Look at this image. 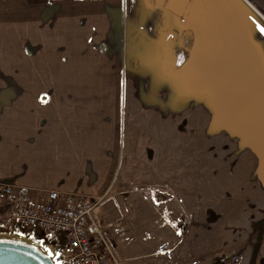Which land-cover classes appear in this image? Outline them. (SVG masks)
Returning <instances> with one entry per match:
<instances>
[{
  "label": "crops",
  "instance_id": "crops-1",
  "mask_svg": "<svg viewBox=\"0 0 264 264\" xmlns=\"http://www.w3.org/2000/svg\"><path fill=\"white\" fill-rule=\"evenodd\" d=\"M189 1L160 0V5L173 13L170 14L154 6L152 0H0L4 21L12 17L10 22L15 23L17 19L32 24L41 20L50 22V44L38 47L37 53L50 54L51 68L64 66L74 55L85 58L87 68L97 70L95 75L93 71L87 72L85 79L79 83H50L45 87L50 92L47 106L38 103L36 91L40 89L37 85L24 88V93L16 98L18 104L9 110V114L0 115V135L3 137V132L11 134L18 147L10 158L14 174L2 176L0 183L53 189L92 198L109 197L118 191L120 184L113 179L115 164L119 163L116 161L118 142L111 145L110 139L102 141V136L113 137L117 128L123 84H108L103 82V76L126 73L124 61L133 57L127 43H139L141 37L136 35V38L126 39L124 27L128 21L131 26L143 28L146 33L143 41L147 39L148 48L166 40L173 43L174 38L175 42L187 44L191 59L205 57L206 91L213 92L208 97L219 98L217 107L223 104L224 112L236 119V127L247 128L239 124L241 117L236 109L240 107L250 117V122H254L255 129H260V124L264 126L263 119L252 120L251 117L255 106H264V102H259V98L264 97V35L256 27L257 23L264 25V0H194L187 14ZM206 21L209 25L207 33ZM34 39L40 38L35 36ZM39 54L35 58L40 59ZM188 85L185 99L198 97L197 93L193 95L192 82ZM160 91L165 93L166 98L174 99L176 94L181 95L179 87L173 89L167 84ZM42 124L45 125V130H41L42 138L50 139L44 154L48 157L50 154L59 155L56 156L54 176L50 175V182L28 183L18 179V173L25 171L22 169L24 164H29L31 168L30 162L35 165L41 162L37 152L43 149L37 141H32L31 155L22 159V147L31 139L40 137ZM253 135L250 146L236 147L237 153L233 152L237 156L235 162L227 163L225 157V162H220V159L217 163H206V201L215 203L212 208L220 212V218L224 214L227 219L231 212L225 206L227 202L223 197L233 195L236 223L243 218L251 219L247 226L253 228L250 246H264V212L259 214L262 219L256 224L254 214L257 210L253 204L255 190L260 186L264 190V180L261 179L264 161L259 154L264 152V136L260 140L259 131L253 132ZM226 150L222 147L218 154ZM215 155L213 150L210 156L206 151V161H215ZM239 156L240 163L236 164ZM1 159L3 161V157ZM7 164L9 159L3 161V165ZM133 164L134 161L128 168H134ZM47 172L50 174V167ZM166 191L175 192L186 202L197 203L196 198L199 199L198 190L184 189L177 183L171 184ZM248 197L250 206L245 205ZM130 200L134 205L133 197ZM207 207L211 208L210 205ZM238 225L243 227L239 233L244 235L247 223ZM226 226L223 225L224 229ZM211 238L208 235L206 246Z\"/></svg>",
  "mask_w": 264,
  "mask_h": 264
},
{
  "label": "rangeland",
  "instance_id": "rangeland-1",
  "mask_svg": "<svg viewBox=\"0 0 264 264\" xmlns=\"http://www.w3.org/2000/svg\"><path fill=\"white\" fill-rule=\"evenodd\" d=\"M9 19L4 21L0 12V115L9 114V110L18 104L16 98L24 93V88L37 85L40 89L36 91L38 103L47 106L50 92L45 87L50 83H79L87 72L97 74L94 67H86L83 57L72 55L64 66L51 68L50 54L37 53L38 47L50 44L48 20L32 24L20 19L16 23L10 22L12 17ZM124 29L128 40L141 36L139 43H127L133 57L124 61L126 73L103 76V82L123 84L117 128L113 137L102 136V141L110 139L111 145L118 142L116 161L119 163L115 164L113 179L120 185L114 194L101 197L98 210V215L111 226L112 242L122 264H163L164 258L155 253L161 242H169L173 246L182 264H194V261H200V264H264V246H250L253 228L247 226L251 219L243 218L236 223L235 199L229 190V195L223 197L231 212L227 219L224 214L220 218V212L212 208L215 203L206 201V163H217L220 159V162H225V157L227 163L235 162L237 156L233 152L237 153L236 147L250 146L254 138L252 133L256 131H259L261 140L264 126L260 124V129H255L254 122H250V117L240 107L236 109L241 117L239 124L247 127L240 129L236 127V119L224 112L223 104L217 107L219 98L210 99L208 95L213 92L206 91V58L191 59L187 44L175 42L173 38L171 50L177 54V63L169 72L163 73L157 69V62L167 40L148 48L147 39L143 41L146 34L143 28L131 26L128 21ZM208 31L206 22V33ZM35 36L40 39H34ZM38 54L40 59L35 58ZM191 82L193 95L197 93L198 97L186 100ZM166 84L173 89L179 87L182 96L176 94L174 99L166 98L160 91L161 87L166 88ZM259 100L264 102V97ZM254 109L252 120L263 119L264 125V106H255ZM42 126L40 137L31 139L22 147V159L31 155L32 141H37L43 149L37 152L41 162L36 165L30 162L31 168L20 160L25 171L18 173V179L28 183L50 182V175L54 176L53 168L59 154H50L49 157L44 154L50 139L42 138L41 130H45V125ZM222 147H226V152L218 154ZM17 150L14 137L3 132V137L0 135V178L14 174L10 158ZM212 150L216 153V162L206 161V151L210 156ZM259 154L264 161V152ZM1 157L3 161L9 159V164L3 165ZM133 161L134 168H128ZM49 167L50 174L47 172ZM261 179L264 180V173ZM173 183L194 192L198 190L197 203L186 202L175 192L166 193ZM31 188L34 192L45 189ZM254 201L257 224L262 219L259 214L264 212V208L261 209L264 207L261 186L255 190ZM245 205H251L249 197ZM117 224L124 232H117L116 229L121 228ZM238 224L245 225L244 235L239 233L243 227ZM223 225H227L226 229ZM208 235L212 238L206 246Z\"/></svg>",
  "mask_w": 264,
  "mask_h": 264
},
{
  "label": "built area",
  "instance_id": "built-area-1",
  "mask_svg": "<svg viewBox=\"0 0 264 264\" xmlns=\"http://www.w3.org/2000/svg\"><path fill=\"white\" fill-rule=\"evenodd\" d=\"M100 201L71 192H34L25 185L0 183V234L14 237L16 229L39 231L54 264H122L111 227L96 214ZM118 226L120 232L122 226ZM155 253L164 258L163 264H182L168 243H161Z\"/></svg>",
  "mask_w": 264,
  "mask_h": 264
},
{
  "label": "water",
  "instance_id": "water-1",
  "mask_svg": "<svg viewBox=\"0 0 264 264\" xmlns=\"http://www.w3.org/2000/svg\"><path fill=\"white\" fill-rule=\"evenodd\" d=\"M154 6L166 10L160 5V0H152ZM193 0H190L186 13L188 14ZM171 41H167L162 47L164 59L159 63V69L167 71L174 62L173 52L170 51ZM0 264H54L53 257L46 254L36 246L12 239L9 237L0 238Z\"/></svg>",
  "mask_w": 264,
  "mask_h": 264
},
{
  "label": "trees",
  "instance_id": "trees-1",
  "mask_svg": "<svg viewBox=\"0 0 264 264\" xmlns=\"http://www.w3.org/2000/svg\"><path fill=\"white\" fill-rule=\"evenodd\" d=\"M11 235L14 236L12 239H17L18 241H22L34 245L44 253L51 255V252L49 250V245L39 231L35 229L31 231L16 229L15 231L12 232Z\"/></svg>",
  "mask_w": 264,
  "mask_h": 264
},
{
  "label": "flooded vegetation",
  "instance_id": "flooded-vegetation-1",
  "mask_svg": "<svg viewBox=\"0 0 264 264\" xmlns=\"http://www.w3.org/2000/svg\"><path fill=\"white\" fill-rule=\"evenodd\" d=\"M194 1V0H193ZM190 2V1H189ZM193 3V2H192ZM189 5V4H188ZM191 7H192V5H191ZM188 8V7H187ZM192 8H190L189 9V12H190V10H191ZM187 11V10H186ZM189 12H188V14H189ZM206 15H207V11H206ZM207 22V21H206ZM167 42V41H166ZM165 42V43H166ZM172 44L173 43H171V46H172ZM171 46H170V51H172L173 52V56H174V58H175V60H174V62L169 66V68H168V72H169V70H171V68L177 63V59H178V57H177V54H176V52H175V50H171ZM163 47V46H162ZM161 50H162V48H161ZM164 59V56L162 55V52H161V58H159V61L157 62V69L158 70H161V69H159V67H158V65H159V63L162 61ZM136 61V59H133V62H135ZM167 71H163L162 70V72L163 73H167Z\"/></svg>",
  "mask_w": 264,
  "mask_h": 264
},
{
  "label": "snow or ice",
  "instance_id": "snow-or-ice-1",
  "mask_svg": "<svg viewBox=\"0 0 264 264\" xmlns=\"http://www.w3.org/2000/svg\"><path fill=\"white\" fill-rule=\"evenodd\" d=\"M256 27H257V29L259 30V33H260L261 35H264V25H262V24H260V23H257V24H256Z\"/></svg>",
  "mask_w": 264,
  "mask_h": 264
}]
</instances>
